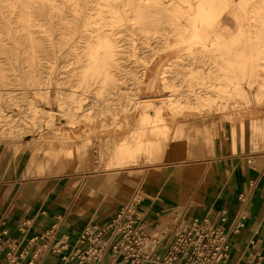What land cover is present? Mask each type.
Instances as JSON below:
<instances>
[{"label": "bare ground", "instance_id": "6f19581e", "mask_svg": "<svg viewBox=\"0 0 264 264\" xmlns=\"http://www.w3.org/2000/svg\"><path fill=\"white\" fill-rule=\"evenodd\" d=\"M15 1H20L21 6H24L25 9L21 10L23 14L20 15L26 17L29 27L34 26L38 30H42L41 28L44 27L43 31L48 33L44 39L48 44L52 33L51 27H49L50 25L45 27V24L40 20L44 18L48 23L51 21L50 10L55 8L57 0ZM67 1L71 2L72 11L79 13L80 0ZM93 1L95 4L92 8L95 11L93 14L84 15L81 28L83 34H79L73 44L68 43L66 34L59 33L62 36V41L57 46L54 56L60 54L61 62H71L73 70L76 71L71 73L72 68L68 72L58 70V73H62L63 77L59 76L54 81H52L51 73L53 71L51 70H45L44 75H41L42 67L46 66L45 69H51L57 62L55 57H49L51 43L47 46L39 44L30 34L12 32L10 23L5 26L8 34L5 38V46L0 49V52L6 54V59L12 58L18 63H22L24 54H30L31 72H23L24 70L19 69L28 76L19 96L16 94L12 96L14 106L19 112H22L23 117H28L30 121L21 119L17 124V130H14L17 125H14L11 119L10 109L6 110L0 103V135L2 137L7 136L14 139L24 133L33 135L37 132L54 130L55 135L49 141L51 157L56 160L60 156L59 152L53 150L55 147L53 142L58 141L61 143L59 150L64 152L65 156L70 157L74 155V152H77V158L80 160L85 156L86 143L90 141V133H85L84 136L78 134L76 137H72L68 133H59L61 127L54 126L53 123L55 114H59L65 119L63 125L68 130L82 121L84 127L89 125L86 127L90 132L97 128L103 131L108 129L109 124L119 123L116 122L118 115L127 113L134 115L136 108L141 106L143 110L139 114L134 133L114 141L111 147L108 146V142L105 143L104 151L107 152L109 158L107 165L123 167V165L133 162L136 156L142 152L149 153L155 159L160 152L166 149L174 150L176 145L180 146V156H184L189 153L190 147L209 146L213 142L214 136L225 127L222 123L223 118L231 119L236 115V111L232 112L235 104L222 96L236 93L245 102H248L247 93L241 83L244 81L247 85L252 86L260 78L264 79V72H262L264 70V0H233L242 10L246 5H249L245 30L238 29L230 36L225 35V29L218 30L212 46L203 52L206 53L209 64L217 66L218 74L224 80L216 88L221 98L215 103H200L195 106L198 109H204L208 116L217 114V129L213 130L206 125H193L194 130L192 128L187 131L181 124H176L173 135L168 137V127L160 121L162 120L159 115L161 110L157 108L151 114L148 111L150 103L144 105L135 98L145 75L144 70L142 69L138 73L135 69L127 68L126 64L120 63L121 50L117 48L118 43L113 37L115 28L124 26L127 30L137 29L144 35L149 30L160 32L164 29L162 24L167 23L170 25L167 32L173 33L175 43H187L188 48L193 50L200 44L202 31L211 26L225 12L232 11L235 14L237 10L231 8V0ZM13 7V10L17 7L16 2ZM87 8L82 9L87 10ZM13 10H9L10 13H13ZM65 46L69 47V50L62 52L61 49ZM52 57L55 58L53 61ZM192 57L195 56L192 55ZM201 57L204 58V56ZM197 68L198 66L190 69L189 75L197 78ZM167 72V70H163L160 73ZM74 73L75 83L73 84L69 80L67 87H64L65 83L62 84L61 79H68ZM165 77L166 75H162L163 80ZM153 83L154 78L148 87L150 88ZM73 87H77L79 90H75ZM169 87L171 84L164 82L162 89L165 90ZM258 90V94H264V82L259 84ZM1 91L2 89H0V97L3 95ZM86 93H89L87 97H90V101L84 106L82 100L86 97ZM177 94L179 92L172 90L167 95L169 97L166 100L167 105L173 112H176L177 108L176 99L173 96ZM40 100H43L48 108L42 107L38 103ZM54 105L56 110L53 109ZM242 123L243 120L238 122V131H242ZM260 126V137L264 139V118H262ZM83 130L86 132L85 129ZM232 130L234 134L235 131ZM72 133L74 132L72 131ZM77 142L79 143L77 144ZM94 143L96 144V142ZM162 144L165 147H162ZM143 187H146V183L143 184Z\"/></svg>", "mask_w": 264, "mask_h": 264}, {"label": "crops", "instance_id": "0c3cea01", "mask_svg": "<svg viewBox=\"0 0 264 264\" xmlns=\"http://www.w3.org/2000/svg\"><path fill=\"white\" fill-rule=\"evenodd\" d=\"M236 130L234 140L222 130L209 146L180 156L176 145L147 165L69 160L61 172L42 164L43 173L28 165L23 141L0 142V264H64L63 255L83 247L81 231L103 226L136 191V214L147 229L165 233L166 245L193 219L224 210V264H264V142L252 123ZM63 241L65 249L53 250ZM118 262L107 253L97 264Z\"/></svg>", "mask_w": 264, "mask_h": 264}, {"label": "rangeland", "instance_id": "374dc122", "mask_svg": "<svg viewBox=\"0 0 264 264\" xmlns=\"http://www.w3.org/2000/svg\"><path fill=\"white\" fill-rule=\"evenodd\" d=\"M15 2L17 3V7L13 10V4ZM56 3L55 8L50 10L51 21L48 23L44 18L40 20L41 23L45 24V27L50 25L49 27H51L52 31L50 40H48V44L51 43V46H49L51 47V50H49V57H55V50L62 41V36L59 35V33L66 34V39L69 41L68 43L73 44L78 38V35L83 34L81 28L84 15L87 13L93 14L95 11L92 8L93 4H95V1L93 0H80L79 13L72 11L70 1L57 0ZM230 4L231 8L237 10L236 13L234 14L232 11L225 12L211 26L202 31L200 44L195 46L193 50L188 48L187 43H175L172 36L173 33L167 32L170 26L167 23L162 24L164 29L160 32L149 30L144 33V35L137 29L127 30L124 26L116 27L114 30V40L118 43L117 48L121 50V53L119 54L120 63L126 64L127 68L135 69L138 73H140L142 69L144 70L145 75L137 90L135 98L138 99V101H141L144 105L150 103L151 106L148 111L151 112V114H153L154 110L157 108L161 110L159 115L162 120L160 121L167 125L168 137L173 135L175 128L174 125L176 124H181L187 131L192 130V128L194 130L193 125H206L213 130L217 129V114L208 116L204 109H198L195 106L200 103L207 104L215 103L216 100L218 101L221 98V95L217 93L216 88L224 82L218 74L219 70L217 66L209 64L206 53L204 54L203 52L205 49L212 46V43L216 40L218 30L225 29V35L230 36L231 33L237 32L238 29L244 31L246 28L249 5H246L244 10H242L233 0H231ZM82 8H87V10ZM23 9L25 8L23 5L21 6L20 1L0 0V49L5 46V38L8 34L5 26L8 23H10V26L13 29L12 32L26 35L30 34L39 44L48 45L44 39L48 35L47 32L43 31L44 27L41 28L42 30H38L34 26L29 27L26 17L21 16L23 14V11L21 13V10ZM9 10H13V13H10ZM142 41L145 43H141ZM68 50L69 47L66 46L61 49L62 52ZM192 55L195 57H192ZM201 56H204V58ZM53 57L52 61L55 58L57 59V62L53 64L54 67L51 69H45L46 66H44L41 69V75H44L45 70L53 71V73H51L52 81L59 78V76L63 77V74L58 73V70H65L68 72L72 68L71 62H61L62 56L60 54L54 59ZM196 66H198L197 78L189 75L190 69ZM14 68L17 69L15 70ZM19 69L24 70L23 72H31L30 54H24V61L18 63V61H15L12 58L6 59V54L0 52V89H2L1 92L3 94L0 97V103L6 110L10 109L12 114L11 119L13 120L14 125H17L21 119H25L28 122L30 121L28 117H23L22 112H19L16 106L12 103V96L15 94L19 96L21 89H23L22 86L25 84L28 76L23 74L22 70L20 71ZM163 70H167L168 72L161 74L160 72ZM75 71L76 70H73L72 68L71 73ZM262 72H264V70H262ZM162 75H166L164 80L162 79ZM153 78L154 83L149 88V83ZM75 79L76 76L74 73V75L70 76L68 79H61V83H65L64 87H67L68 81L71 80L70 82L74 84ZM164 82L171 84V87L163 90ZM263 82L264 79L260 78L252 86L247 85L244 81L241 83L247 93L248 102H245L236 93L222 96L227 98L232 104H235L232 112L236 111V115L233 116V118H223L222 123L225 127H223L222 132L224 135L231 136L233 140L236 139L238 136L236 130L237 124L241 120H243V129L246 123L249 124L252 122L260 132V122L262 121V118H264V94H258V88L259 84ZM229 88L233 89L231 86H229ZM73 89L79 90L77 87H73ZM172 90L179 92V94L173 96V98L176 99V112H173L166 102L167 98H169L167 95H169ZM53 94L54 93L52 92V95ZM87 96H89V93H86V97L82 100L84 106L90 101V97ZM38 103L42 107L48 108L47 105L45 106L43 100L38 101ZM53 109H57L55 105L53 106ZM142 110L143 108L138 106L134 115H130V113H127L126 115H118L116 119V122H119L117 123L118 125L114 123L109 124L107 130L102 131L100 128H97L92 132L86 127L89 125H86L85 127L83 126L82 121H79L75 127L68 130L64 128L63 125L65 119H63L61 115L55 114L53 117V123L54 126L61 127L59 133H68L72 137H76L78 134L84 136L85 133H90V141L86 143L85 156L80 160L77 158V152H74L73 156H65L64 152L59 150L61 143L58 141L53 142L55 144L53 150L54 152H59L60 156L56 160L51 157L52 152L50 151L51 149H49V141L55 135L54 130L37 132V134L33 135L24 133V135L14 137V139L8 138L7 136L2 137L0 135V142L23 141L24 144L28 146V152L30 153L28 156V165L30 168L35 166L38 173L44 172V169L41 166L42 164L45 165V169L48 172H61L64 165L67 164L69 160H73L78 164L84 161H90L96 168H121L116 166L110 167L107 165L109 158L107 157V152L104 151V145L108 142V146L111 147L114 141L133 134L136 130L135 127L139 119V114ZM17 127L18 125L14 127V130H17ZM83 129H85L86 132ZM232 129L235 131L234 134L232 133ZM72 131L74 133H72ZM214 137L216 138V135ZM262 141L264 142V139H262ZM94 142H96V144ZM78 143L79 142H77V144ZM200 146L202 145H195L194 148ZM162 147H165L164 144H162ZM154 161L155 159L150 156L149 153L142 152L136 156L133 162L127 163L123 165V167H134L139 166L140 164L147 165Z\"/></svg>", "mask_w": 264, "mask_h": 264}, {"label": "built area", "instance_id": "2783aa9c", "mask_svg": "<svg viewBox=\"0 0 264 264\" xmlns=\"http://www.w3.org/2000/svg\"><path fill=\"white\" fill-rule=\"evenodd\" d=\"M139 199L136 191L103 226L87 225L78 237L83 247L63 255L64 264H97L107 253L119 258L118 264H224L228 255L222 225L224 210L215 219L206 216L193 219L166 245L162 230H149L140 221L136 214ZM3 244L0 232V250ZM56 246L53 250L57 252L66 248L64 241ZM240 264L258 263L245 260Z\"/></svg>", "mask_w": 264, "mask_h": 264}]
</instances>
